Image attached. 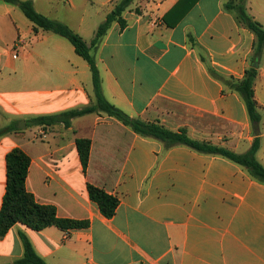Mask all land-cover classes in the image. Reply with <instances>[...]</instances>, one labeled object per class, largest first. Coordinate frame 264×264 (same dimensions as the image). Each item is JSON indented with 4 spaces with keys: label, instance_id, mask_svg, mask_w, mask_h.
<instances>
[{
    "label": "crops",
    "instance_id": "crops-1",
    "mask_svg": "<svg viewBox=\"0 0 264 264\" xmlns=\"http://www.w3.org/2000/svg\"><path fill=\"white\" fill-rule=\"evenodd\" d=\"M64 1L67 9L58 0L32 4L89 44L120 0ZM178 1L134 0L122 14L125 27L112 23L91 49L104 97L132 118L185 129L236 154L257 138L264 167V46L253 85L255 126L224 83L253 67L254 33L224 8L228 0H196L182 15L184 5L172 11ZM246 8L264 28V0H247ZM92 103L89 67L72 45L35 31L16 5L0 0V129H17L0 136V207L5 156L19 148L30 159L25 187L35 200L60 218L89 222L69 232L15 224L0 239V264L22 257L19 232L45 264H264V183L243 167L183 145L166 148L102 113L73 118L68 128L27 122ZM76 138L90 140L85 173ZM87 183L118 200L112 218L89 199Z\"/></svg>",
    "mask_w": 264,
    "mask_h": 264
},
{
    "label": "trees",
    "instance_id": "trees-1",
    "mask_svg": "<svg viewBox=\"0 0 264 264\" xmlns=\"http://www.w3.org/2000/svg\"><path fill=\"white\" fill-rule=\"evenodd\" d=\"M3 1L16 5L24 16L33 24L35 31L40 29L44 32L53 33L65 38L72 45L75 53L87 63L91 73L94 103L80 109H72L59 114L34 117L27 121L29 125L47 127L62 123L64 127L68 128L70 126V120L73 118L90 113H102L118 120L141 137L161 141L166 148L183 145L199 153L226 158L243 167L255 180L264 183V167L257 161L255 156L259 146V140L257 138L246 153L236 154L226 148L215 146L208 142L193 140L188 137L185 129L171 131L158 123L144 122L138 118H132L111 104L104 97L99 70L91 49L99 44L102 36L107 32L112 23L117 22L120 28L125 27L126 22L122 14L134 0H120L106 15L104 21L99 24L89 44H87L78 33H75L65 24L38 13L33 7L32 0ZM195 1L196 0H180L172 8V11L184 5L181 10L182 15ZM246 5L247 0H228L224 4V8L228 11H232L236 19L254 33L255 41L253 49L255 61H257L264 46V28L248 14ZM174 23L175 22L168 23V25L171 26ZM256 75L257 69L249 67L245 70L242 79L237 81L228 79L224 81L226 85L230 86L241 96L250 121L255 126L258 125L260 120L253 92ZM15 130L17 129L13 125H8L6 128L0 129V136L6 132ZM75 146L82 170L85 173L90 153V140L76 138ZM5 164L6 184L0 207V239L5 236L13 225L18 223L34 231H40L46 227L54 226L64 232H69L75 229H85L89 226V222L86 220L80 221L58 217L56 208L53 205L38 203L33 194L26 190L25 179L30 165V159L21 149L13 148L7 152ZM86 189L89 199L98 206L101 214L107 219L112 218L118 206V200L114 196L106 193L103 189L90 183L86 184ZM19 238L23 247V255L20 259L15 260L14 264H45L35 253L25 234L19 232Z\"/></svg>",
    "mask_w": 264,
    "mask_h": 264
},
{
    "label": "rangeland",
    "instance_id": "rangeland-1",
    "mask_svg": "<svg viewBox=\"0 0 264 264\" xmlns=\"http://www.w3.org/2000/svg\"><path fill=\"white\" fill-rule=\"evenodd\" d=\"M77 5V8H81L80 7V4L79 3H77V2H75ZM58 4H60V6H62L63 7V9H67L68 7H69V5L64 1V0H58ZM82 11V10H81ZM76 12H79V11H76ZM58 16V15H57ZM53 35H55V34H53ZM56 37H58V35H55Z\"/></svg>",
    "mask_w": 264,
    "mask_h": 264
},
{
    "label": "water",
    "instance_id": "water-1",
    "mask_svg": "<svg viewBox=\"0 0 264 264\" xmlns=\"http://www.w3.org/2000/svg\"><path fill=\"white\" fill-rule=\"evenodd\" d=\"M253 67H255V68L257 67V61H255V62L253 63ZM18 128H20V129H25V128H26V125H25L24 121H21V122L19 123Z\"/></svg>",
    "mask_w": 264,
    "mask_h": 264
}]
</instances>
